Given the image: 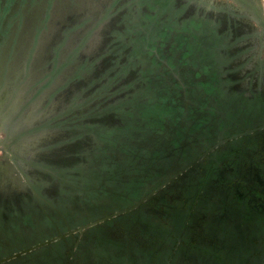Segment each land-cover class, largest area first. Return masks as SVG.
Returning <instances> with one entry per match:
<instances>
[{
  "label": "flooded vegetation",
  "instance_id": "flooded-vegetation-1",
  "mask_svg": "<svg viewBox=\"0 0 264 264\" xmlns=\"http://www.w3.org/2000/svg\"><path fill=\"white\" fill-rule=\"evenodd\" d=\"M215 1L0 0V93L27 54L26 106L58 97L0 264H264V0Z\"/></svg>",
  "mask_w": 264,
  "mask_h": 264
},
{
  "label": "water",
  "instance_id": "water-1",
  "mask_svg": "<svg viewBox=\"0 0 264 264\" xmlns=\"http://www.w3.org/2000/svg\"><path fill=\"white\" fill-rule=\"evenodd\" d=\"M215 2V0H210L211 4H215ZM96 6L100 7L101 3L96 5L95 2H92V0H83V13L88 14L92 9H95ZM27 58V54H24V57L20 58V62L17 65L19 66L17 70V78L13 79L14 76H8L6 79V84L8 86L0 93V202L10 200V198L12 199L11 195L16 188L15 182L11 179V173L13 172L14 167V157L17 155L18 157L29 159L32 156L40 155L42 153L41 146L46 143L47 138L50 137V140H53V137L58 135L55 134L52 136L56 132H49L50 135L49 133H40L34 136H26V133L29 132V129H31L33 126L39 125L48 117L52 118L54 110L56 109V104L58 106L56 101L58 97H54V99H52V97L49 98V106H47L46 109L42 111V113L40 112L38 115L37 109H42V105L44 104L42 100L38 99L37 102H33V104L28 105V107L26 106L29 101L28 99L33 95V92L36 91V89L32 91L29 97H22V94L27 89V87L36 84L35 80H33V77L28 78L26 76ZM2 85L3 82L0 81L1 88ZM17 87L22 88L20 89L22 92H20L18 100L13 105H10L8 99L11 96L12 90ZM52 91L54 92L53 87L50 91L51 95L53 94ZM80 91H82V89H80ZM45 98H48V96ZM61 98L65 107L67 108L72 105L76 97L74 93L66 90L62 93ZM59 132L60 131H58V133ZM15 138H19L20 141L18 146L12 147L9 144H11L12 140H15ZM7 205L11 206L12 204L8 203ZM99 222L100 221L91 223L83 229H87L89 226L98 224ZM62 237H64L63 234L39 243L33 247L15 252L12 255L2 259L1 262L9 261L13 258L29 254L38 248L58 241Z\"/></svg>",
  "mask_w": 264,
  "mask_h": 264
}]
</instances>
